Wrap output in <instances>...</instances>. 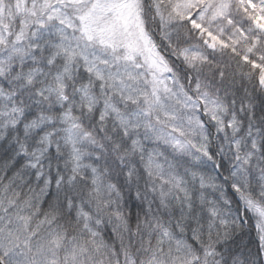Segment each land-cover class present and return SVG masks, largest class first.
Segmentation results:
<instances>
[{
  "label": "snow or ice",
  "instance_id": "snow-or-ice-1",
  "mask_svg": "<svg viewBox=\"0 0 264 264\" xmlns=\"http://www.w3.org/2000/svg\"><path fill=\"white\" fill-rule=\"evenodd\" d=\"M0 264H264V0H0Z\"/></svg>",
  "mask_w": 264,
  "mask_h": 264
}]
</instances>
